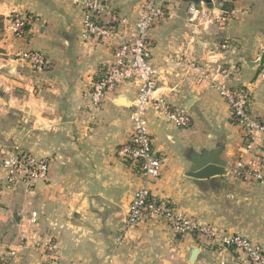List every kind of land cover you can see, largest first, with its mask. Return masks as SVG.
Here are the masks:
<instances>
[{
	"label": "crops",
	"instance_id": "crops-1",
	"mask_svg": "<svg viewBox=\"0 0 264 264\" xmlns=\"http://www.w3.org/2000/svg\"><path fill=\"white\" fill-rule=\"evenodd\" d=\"M83 1L0 0V264H45L49 240L56 247L54 257L64 264H106L109 258L112 264H250L239 252L206 248L194 236H179L165 222L152 219L131 228L114 246L140 186V174L116 155L130 133L128 116L137 86H119L99 109L91 107L89 93L114 46L132 33L144 0H98L105 21L116 16L119 23L117 36L106 42L84 37ZM166 4L168 15L149 34L150 63L157 72L153 98L170 108L181 106L191 125L181 129L164 115L147 112L148 134L163 162L151 188L198 225L264 244L263 186L249 187L229 175L186 177L188 152L211 149L219 138L226 142L230 166L239 159L248 164L256 150H264L262 134L257 145L244 149L242 130L232 125L214 88L248 89L251 116L264 119V80L257 78L264 51V0ZM189 4L212 16L222 7L233 16L228 23L205 28L202 21L211 15L189 23ZM14 12L31 18L19 37L10 29ZM24 51L42 54L48 68L32 73L14 62ZM178 57L200 67L205 81L198 83L177 66ZM11 66L15 71L8 76ZM222 68L233 70L228 78L218 74ZM188 95L192 101L186 111ZM17 145L48 157L45 181L31 188L6 187L1 159ZM193 248L198 253L191 262Z\"/></svg>",
	"mask_w": 264,
	"mask_h": 264
},
{
	"label": "built area",
	"instance_id": "built-area-1",
	"mask_svg": "<svg viewBox=\"0 0 264 264\" xmlns=\"http://www.w3.org/2000/svg\"><path fill=\"white\" fill-rule=\"evenodd\" d=\"M82 8L85 14L83 34L86 39L106 42L117 36L119 28L116 26L119 24L117 17L111 16L110 21L106 22L103 17L104 9L98 0L83 1ZM186 11L189 23H194L210 14L194 4H189ZM168 12L164 1L144 0L141 13L133 23L132 33L114 46L111 60L101 67L100 75L89 93L91 107L99 109L119 86L124 84L137 86L136 97L128 116L130 133L125 143L117 149L116 155L140 174V186L128 205L126 217L120 225L114 246L117 247L122 243L131 228L146 219H152L165 222L179 236H194L201 246L219 252L236 251L241 253L250 264H264V244L255 243L243 235L219 231L214 226L198 225L176 209L167 198L151 188L161 174L163 162L154 151L152 139L148 134L147 112L151 110L156 114L164 115L181 129H188L191 125L189 115L181 106L170 108L162 101L153 98L157 72L150 63L149 34L156 24L166 18ZM232 16V12L220 7L219 13L211 15L209 20L202 21V24L206 28L212 22L228 23ZM9 20L12 34L19 37L26 30L31 18L26 13L14 12L9 16ZM221 47L225 48L224 45ZM13 61L24 64L32 73L42 72L49 65L42 54L33 51L19 52ZM260 63L257 78L264 80V51ZM176 65L186 68L195 75L198 83H203L207 78L203 70L187 58L178 57ZM231 71L233 70L222 68L218 74L228 78ZM214 88L227 105L231 119L242 130L244 149L250 150L253 145H257L258 134L264 135V119H255L250 114V91L246 88L234 89L226 85H218ZM1 167L6 174L5 185L8 189L19 186L31 188L37 182H43L48 178L50 160L17 145L2 157ZM228 175L230 179L249 187H264V150H256V154L248 164H243L240 159L234 162L229 168ZM55 248L52 241L45 243V264H64L54 257ZM106 264H112L110 258L107 259Z\"/></svg>",
	"mask_w": 264,
	"mask_h": 264
},
{
	"label": "water",
	"instance_id": "water-1",
	"mask_svg": "<svg viewBox=\"0 0 264 264\" xmlns=\"http://www.w3.org/2000/svg\"><path fill=\"white\" fill-rule=\"evenodd\" d=\"M184 2L211 4L212 0H182ZM259 65V62L258 64ZM15 71L14 66H11L6 72L10 76ZM188 102L184 104L186 111L192 101L191 95L187 96ZM124 104V102H120ZM226 142L224 138L217 139L211 149H202L198 152L189 151L186 161L189 162L190 167L186 173V177L195 180H208L217 177H225L228 175L230 168L229 160L225 156ZM198 253V249L193 248L189 251V260L192 262Z\"/></svg>",
	"mask_w": 264,
	"mask_h": 264
},
{
	"label": "rangeland",
	"instance_id": "rangeland-1",
	"mask_svg": "<svg viewBox=\"0 0 264 264\" xmlns=\"http://www.w3.org/2000/svg\"><path fill=\"white\" fill-rule=\"evenodd\" d=\"M166 1H174V0H165V2H164V4L167 6V4H166ZM182 1V0H181ZM168 7V6H167ZM257 143H258V141H257ZM207 248V247H206ZM210 249H212V248H210ZM213 250H216V249H213ZM217 251V250H216Z\"/></svg>",
	"mask_w": 264,
	"mask_h": 264
},
{
	"label": "trees",
	"instance_id": "trees-1",
	"mask_svg": "<svg viewBox=\"0 0 264 264\" xmlns=\"http://www.w3.org/2000/svg\"><path fill=\"white\" fill-rule=\"evenodd\" d=\"M230 121H231L232 125L236 126L235 121L233 119H231V117H230Z\"/></svg>",
	"mask_w": 264,
	"mask_h": 264
}]
</instances>
